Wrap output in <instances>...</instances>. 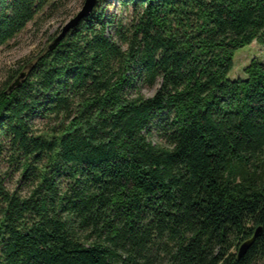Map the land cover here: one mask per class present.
<instances>
[{
	"label": "trees",
	"instance_id": "16d2710c",
	"mask_svg": "<svg viewBox=\"0 0 264 264\" xmlns=\"http://www.w3.org/2000/svg\"><path fill=\"white\" fill-rule=\"evenodd\" d=\"M68 1L0 0V48ZM117 2L0 87V264H264V0Z\"/></svg>",
	"mask_w": 264,
	"mask_h": 264
},
{
	"label": "rangeland",
	"instance_id": "374dc122",
	"mask_svg": "<svg viewBox=\"0 0 264 264\" xmlns=\"http://www.w3.org/2000/svg\"><path fill=\"white\" fill-rule=\"evenodd\" d=\"M110 1L115 6L108 9V11L120 16L122 13L117 0ZM84 2L85 0H69L63 2L57 10L48 8L43 15L37 17L35 22L30 23L8 46L0 48V87L8 75L14 72H18L19 75L24 71L20 69L24 60L35 58L41 50L52 43L49 42V39L81 10ZM252 60L264 62V48L257 43L244 47L235 53L234 67L229 74V79L243 78L244 69ZM17 78L12 80L11 84ZM152 93L153 90H143L145 96L149 97ZM151 141L153 144H161L162 142L156 133L152 135ZM9 187L12 188L11 183Z\"/></svg>",
	"mask_w": 264,
	"mask_h": 264
},
{
	"label": "water",
	"instance_id": "95a60500",
	"mask_svg": "<svg viewBox=\"0 0 264 264\" xmlns=\"http://www.w3.org/2000/svg\"><path fill=\"white\" fill-rule=\"evenodd\" d=\"M97 1L98 0H85L81 10L61 28L60 33L48 46L49 51L55 50L70 31L75 29L82 20L87 19L90 16L92 11L94 10V7L97 4ZM25 76L26 73L22 72L20 76L15 80V82L11 84V86L9 87V92H12L15 88L20 87V85L24 81ZM260 233H261V229L258 228L255 231L253 237L240 246L237 255L238 259L242 258L247 253V251L253 244L254 240L260 235Z\"/></svg>",
	"mask_w": 264,
	"mask_h": 264
}]
</instances>
